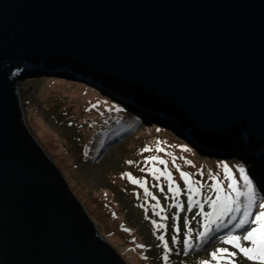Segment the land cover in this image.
<instances>
[{"label": "water", "instance_id": "95a60500", "mask_svg": "<svg viewBox=\"0 0 264 264\" xmlns=\"http://www.w3.org/2000/svg\"><path fill=\"white\" fill-rule=\"evenodd\" d=\"M36 69L264 165V0H0V264H127L27 128L17 83Z\"/></svg>", "mask_w": 264, "mask_h": 264}, {"label": "rangeland", "instance_id": "374dc122", "mask_svg": "<svg viewBox=\"0 0 264 264\" xmlns=\"http://www.w3.org/2000/svg\"><path fill=\"white\" fill-rule=\"evenodd\" d=\"M27 74H30L29 78L18 82L17 90L29 132L62 172L85 211L108 242L117 248L118 253L122 250L118 246L120 243L123 249L127 244L138 248L139 245L145 246L133 251L134 254H128L124 259L127 264H165L163 257L166 250L158 239L159 235H164L165 239L169 240V247L172 249L169 255L173 251L177 252L173 258L169 257L168 264H200L202 260L210 259V253L216 248L230 247L222 245L218 239L228 231L214 233L212 238L202 245L194 231V247L189 250L183 244L187 232L184 221H188L194 230L200 231L202 228L198 221L202 222V217L196 215L198 208L180 212L172 206L178 200L185 208L188 207L186 186L171 163L173 156L178 158L176 163L181 166L182 171L192 173L194 179L204 185L202 201L203 196L212 195L214 198V194L208 190L212 183L209 173L218 174L225 185L227 184L219 162L216 165L206 156L198 154L199 158L193 152L182 150L185 146L182 142H185V139L180 136L181 132L189 136V139L193 138L183 124H176L179 129L156 124L154 125L158 127H153L154 125H149L151 120L143 119L135 126L126 124L124 132L118 134V127L123 123L121 113L117 111L121 105L90 86L87 81L53 76L45 71L39 72L38 69ZM110 93L115 95L113 91ZM123 96L125 102L130 104V99ZM132 101L130 108L135 106V101ZM135 114L138 116L140 113ZM138 117L143 118L141 114ZM175 131L179 135L175 134ZM195 143L197 144V141ZM145 147H150L153 151L144 152ZM157 147L163 148L164 151H156ZM222 151L205 152L219 155L221 159L228 158L229 155ZM226 152L230 153V150ZM148 156H160L169 161V170L184 190L175 200L171 198L163 177L156 181L149 173L140 170L145 167L144 161ZM185 159L191 160L194 166L186 164ZM129 161H135L136 164H129ZM227 163L235 172L237 165ZM201 170L204 172L202 176L199 175ZM125 173L147 180V187L156 199L147 196L143 188L132 184L124 177ZM237 178L239 179L238 176ZM160 185L164 187L163 192L160 191ZM157 200L165 209L160 216L153 211ZM204 207L205 211H211L207 203ZM174 215H179L180 220L174 221ZM162 216H167L168 219L162 220ZM152 221L164 223L168 227L157 230ZM174 224L180 225L179 234L175 233ZM173 235H177L181 243L173 244ZM147 248L150 249L147 251ZM236 260L237 264H253L246 258L241 260L240 256Z\"/></svg>", "mask_w": 264, "mask_h": 264}, {"label": "snow or ice", "instance_id": "6c2138e0", "mask_svg": "<svg viewBox=\"0 0 264 264\" xmlns=\"http://www.w3.org/2000/svg\"><path fill=\"white\" fill-rule=\"evenodd\" d=\"M117 111H120V109H117ZM182 150L184 152L192 151L187 146H183ZM143 151L151 152L153 149L145 147ZM156 151L162 152L164 149L157 147ZM169 155L172 154L169 153ZM177 159V157L173 156L171 163L179 172L180 178L186 186L188 207L185 208L184 204L178 200L172 206L179 209L180 212L198 208L199 212L196 215L202 217V222L198 221L202 228L200 231L194 230L189 226L188 221H184V227L187 229L186 239L183 240L184 246L189 250L194 247V231L196 238L199 239L202 245L212 238L214 233L219 232L221 229H229L231 226V230L226 235L218 237L222 245L230 247L221 246L216 248L210 253V259H204L200 264H213V262L215 264H237L236 258L238 256L241 257V260L246 258L247 261H251L253 264H264V194H262L264 189H257L249 175V170L243 164H238L234 172L227 162H220V166L223 169V179L227 181V184L225 185L218 174L209 173L212 183L208 186V190L214 193L215 198L212 195L203 196L204 202H202L201 199L196 197L202 196L204 185L201 181L194 179L192 173L182 171L181 166L176 163ZM184 162L193 165L191 160L185 159ZM128 163L136 164L135 161H129ZM144 165L145 167L140 170L149 173L154 180L159 181L162 177L164 178L172 199L175 200L184 191L176 182L171 170H169L168 160L160 156H148L145 158ZM158 165H163L164 167L160 168ZM199 175H204L203 170H201ZM124 177L132 184L143 188L147 196L156 199L147 187V180L138 179L131 173H125ZM159 187L160 191L163 192V185ZM205 203L208 204L211 211H205ZM141 206L143 207V205ZM156 209H159V211H156ZM153 211L157 216H160L165 211L159 200L153 206ZM167 219V216H162V220ZM173 220H180L179 215H174ZM152 223L157 230L168 227L164 223H157L156 221H152ZM173 227L176 234L181 232L180 225L174 224ZM125 231L129 230L125 229ZM158 239L163 243V248L166 250L163 259L165 264H168L169 253L172 251L169 247V240L165 239L164 235H159ZM171 242L173 244L181 243L177 235L171 236ZM139 247L144 248L145 246L139 245Z\"/></svg>", "mask_w": 264, "mask_h": 264}, {"label": "trees", "instance_id": "16d2710c", "mask_svg": "<svg viewBox=\"0 0 264 264\" xmlns=\"http://www.w3.org/2000/svg\"><path fill=\"white\" fill-rule=\"evenodd\" d=\"M56 73H58V72H56ZM61 73V72H60ZM47 74H51V75H54V76H59V75H57V74H55V73H47ZM89 85V84H88ZM99 91L101 92V93H103L104 95H106V96H109L110 94L108 93V92H106V91H104L103 89H99ZM112 99V98H111ZM114 100V99H113ZM114 101H116V100H114ZM117 103H119V106L121 105V106H123V107H119V109H120V113H121V119H122V121H123V123H121L120 125H119V127H118V130H117V133L118 134H120V133H122V132H124L123 131V129L125 128V125L127 124V125H130L131 124V126H135L136 124H138V122H141V121H143V119L145 120V119H148V118H146V114L145 113H141V112H139L138 110H134L133 112L132 111H130L129 110V106L127 105V104H124L123 103V101L122 100H120L119 102L117 101ZM128 109V110H127ZM135 112H138V114L140 113L142 116H143V118H139L138 116H140V114L137 116L136 114H135ZM141 120V121H140ZM148 120H151V119H148ZM128 121V122H127ZM130 121V122H129ZM157 122H159V121H157ZM161 123H162V125H164V126H170L171 128H176V124H173V125H169V123H167V122H162V121H160ZM164 123V124H163ZM153 127H158V126H156V125H154ZM176 129H179V127L178 128H176ZM167 131V130H166ZM196 141H199V140H197V138H194ZM185 146H187V147H189V148H191L186 142H182ZM197 143H201L200 141L199 142H197ZM201 144H203L204 146H205V148H208V149H211L212 147L211 146H209V145H205L204 143H201ZM192 149V148H191ZM235 149H237V148H235ZM240 149V148H239ZM191 152H193L194 153V155L196 156H198V153L195 151V150H193L192 149V151ZM237 153H234L235 155H237L239 158H237V157H234V158H231V160L229 161V160H222V159H212V158H209V160L211 159V162L212 163H216V165H217V163L219 162H224V161H227V162H232V163H235L236 165H238V164H242L243 163V165L246 167V169H248L249 170V175H250V177L253 179V183L257 186V189L258 190H260V188H259V186H258V184L259 183H262L263 182V180H264V175H262V173L260 172V170L258 169V166L256 165V161L254 160V159H252V158H249L244 152H242V151H240V150H237L236 151ZM231 153L232 152H230V153H228V155H229V157H231ZM199 157V156H198ZM200 158V157H199ZM240 162V163H239ZM249 163V164H248ZM263 166V165H262ZM263 177V178H262ZM261 181V182H260ZM261 187L264 189V186L263 185H261ZM213 193V192H212ZM214 194V193H213ZM215 198V197H214ZM200 199H201V201H202V197H200ZM203 202V201H202ZM131 228V227H130ZM230 229H231V226L229 227V229H221L220 231H222V232H225V231H230ZM216 233H218V232H216ZM211 239V238H210ZM209 239V240H210ZM208 240V241H209ZM124 245V244H123ZM120 248H122V250L121 251H119V254H121L122 256H124L123 257V259H125V257L127 258V255L129 254H134L133 253V251L135 252V251H138V249L140 248H138L137 246L135 247V246H132L131 244H127L126 246H125V248L123 249V247H122V243H120L119 245H118ZM117 249V248H116ZM150 248H147V251L149 250ZM176 251H173L172 252V254L171 255H169V257H171V258H173V256H175L176 255ZM151 257H152V255H151Z\"/></svg>", "mask_w": 264, "mask_h": 264}, {"label": "bare ground", "instance_id": "6f19581e", "mask_svg": "<svg viewBox=\"0 0 264 264\" xmlns=\"http://www.w3.org/2000/svg\"><path fill=\"white\" fill-rule=\"evenodd\" d=\"M38 70H41V69H38ZM32 72H36V71H32ZM55 74H57V75H59V76H62V77H67V78H69V79H74V80H76L77 78L76 77H72V76H68V75H65V74H61V73H55ZM77 80H80V79H77ZM134 99H140L139 97H137V98H134ZM145 100L144 101H147L146 100V98H144ZM135 102H136V100H134ZM137 103H139V102H137ZM148 103V102H147ZM160 106L158 105V104H155L154 105V107H150L149 108V110H151V112L152 113H154V111H156L155 109H157V108H159ZM135 113H137L138 114V112H135ZM147 115H145L146 116V118H148V119H151V120H155V121H162V122H164V120H165V118H158V117H156V116H154V115H152V114H148V113H146ZM175 124H178V126H179V124H182L177 118H176V120H175V122H174ZM171 123H169V125H170ZM243 145V147L242 148H240L239 149V147L237 146V145H234L233 147H232V149H228V150H230V152H232L231 153V157L232 158H234V157H237V158H239L237 155H235L234 153H237L236 151L237 150H240V151H242V152H244L246 155H254V154H257V152H255L253 149H252V146H251V143L250 142H248L247 143V146H244V144H242ZM234 147H237V149H235ZM251 151H250V150ZM225 153H229V152H226L227 150H223ZM223 151H222V153H223ZM219 152V151H218ZM229 158V157H228ZM257 161V163L258 164H260V159H257L256 160ZM263 165V164H262ZM258 166V165H257ZM259 167V166H258ZM263 167H264V165H263Z\"/></svg>", "mask_w": 264, "mask_h": 264}, {"label": "clouds", "instance_id": "9594fccd", "mask_svg": "<svg viewBox=\"0 0 264 264\" xmlns=\"http://www.w3.org/2000/svg\"><path fill=\"white\" fill-rule=\"evenodd\" d=\"M39 72H40V71H39ZM41 72H44V70H41ZM45 72H46V73H56L55 71H52V70H50V69H49V70H48V69L45 70ZM53 76H54V75H53ZM77 79H79V78H77ZM92 87H93V86H92ZM94 88H95V87H94ZM96 89H97V88H96ZM99 89H101V88H98V90H99ZM104 91H106V90H104ZM106 92H107V91H106ZM108 93L110 94L109 97L112 98V99H114V100H116V102H117V101L119 102V101L121 100V99L115 98L114 95H113L112 93H110V92H108ZM112 95H113V97H112ZM122 101H123L124 104H127L124 100H122ZM177 128H178V127H177ZM255 163H256V165L259 166L258 169H259V170L261 169V170L263 171V172H262V171L260 170V172L262 173V175H264V167L262 166V168H261V165H262V164H261V161H260V164H258L257 161H256ZM262 178H263V177H262ZM260 182H261V181H260ZM259 184H260V186H261V185L264 186V180H263L262 183H259ZM259 184H258V185H259Z\"/></svg>", "mask_w": 264, "mask_h": 264}]
</instances>
